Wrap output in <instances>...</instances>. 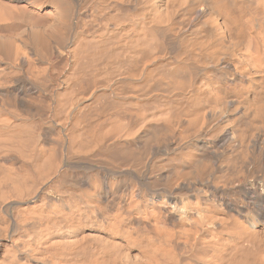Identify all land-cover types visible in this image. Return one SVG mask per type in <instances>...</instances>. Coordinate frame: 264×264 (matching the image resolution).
<instances>
[{
    "label": "bare ground",
    "instance_id": "obj_1",
    "mask_svg": "<svg viewBox=\"0 0 264 264\" xmlns=\"http://www.w3.org/2000/svg\"><path fill=\"white\" fill-rule=\"evenodd\" d=\"M0 264H264V0H0Z\"/></svg>",
    "mask_w": 264,
    "mask_h": 264
},
{
    "label": "rangeland",
    "instance_id": "obj_2",
    "mask_svg": "<svg viewBox=\"0 0 264 264\" xmlns=\"http://www.w3.org/2000/svg\"><path fill=\"white\" fill-rule=\"evenodd\" d=\"M54 61H56V60H54ZM87 89H88L87 91L89 92V91H90L89 88H87ZM56 127H58V125H57V126H54V129H56ZM59 127H60V126H59ZM56 130H58V128H57ZM59 130L61 131V129H59ZM57 133L59 134V131H57V132L55 133V130H54L53 136H54V134H57ZM58 134H57L58 137H59V135H61L60 138L63 136V135H62V131H61V133H60L59 135H58ZM55 136H56V135H55ZM55 138H56V140H58V141L60 140L59 138L57 139V137H55ZM63 138H64V137H62L61 140H62ZM61 140H60L59 142H60V143L62 142V146L64 145V146H63V148H64V147H65V142H66V140H65V139H63L62 141H61ZM60 143H59V144H60ZM92 153H94V152H92ZM92 153H91V156L93 155ZM95 153H96V152H95ZM95 153H94V154H95ZM88 155H89V156H88ZM85 156H86V157H87V156L90 157V154H87V155H85ZM85 156H82L81 158L83 159V157H85ZM72 157H73V156L69 157V161L66 162V165L68 164V168H69V167H70V168L72 167L74 170H76V171H78V172L81 170V171H80L81 174L79 173L80 175L78 176V181H79L80 183H82V184H83V183L85 184V182H87L86 179L88 178V177H86V172H88V171L90 170L89 166H90V167H94V166H96V165H97V162H93V161H94V159H95V161H97V160H99V159H98V158H93V160L91 159L92 161L90 160V162H89V159L92 158L93 156L90 157L89 159H88V157H87L88 160H87L86 157H85V158L83 159V161H79V160H80V156H76V155H75L73 158H72ZM76 157H77V158L79 157V159H77ZM72 159H73V160H72ZM82 159H81V160H82ZM85 159H86V161H85ZM71 160H72V161H71ZM76 160H77V161H76ZM75 161H76L77 163H76ZM78 161H79V162H78ZM100 161H101V160H99V162H98L99 165H97L95 168H96L97 170L102 168L101 170H98V171L101 172V173L105 172V173H103V175L100 173V174H101L100 178L102 177V178H101L102 181L107 180L106 177H109V176L112 177L113 181H115V182H117V180H119V182L122 181V180H125V179H126V176H127V178L129 177L128 171H126L125 168L122 169L123 173L126 172V173H124V174H125V176H124V174L122 173L121 169L118 170V168H117V171H115L116 169H115L114 167H112V166L109 165L110 167L114 168V170H113V169L111 170V168L108 166L107 163H106L107 165H106V164L104 165L105 162H102V161L100 162ZM80 162H81V163H80ZM92 162H93V163H92ZM70 163H71L72 165H71ZM89 163H90V164H89ZM91 163H92V164H91ZM95 163H96V164H95ZM101 163H102V164H101ZM69 165H70V166H69ZM73 165H74V166H73ZM101 165H102V167H100ZM104 166H106V167H104ZM64 167H65V165H64ZM74 167H76V168H74ZM103 167L106 168V169H104ZM108 167H109V168H108ZM66 168H67V166H66ZM70 168H69V169H70ZM87 168H88V169H87ZM107 168H108L109 170H108ZM104 170H105V171H104ZM85 171H86V172H85ZM102 171H103V172H102ZM111 171H112V172H111ZM113 172H114V173H113ZM117 172H119V173H117ZM120 172H121L122 174H120ZM82 173L85 174V176H84ZM107 173H108V174H107ZM113 174H114V175H113ZM119 174H120V175H119ZM83 176H84V177H83ZM114 176H115V177H114ZM118 176H120V177H118ZM56 177H57V175H55V179H56ZM79 177H81V178H79ZM104 177H105V178H104ZM116 177H117V178H116ZM81 179H82V180H81ZM115 179H116V180H115ZM120 179H121V180H120ZM105 182H106V181H105Z\"/></svg>",
    "mask_w": 264,
    "mask_h": 264
}]
</instances>
